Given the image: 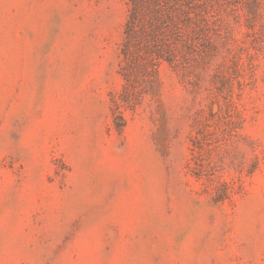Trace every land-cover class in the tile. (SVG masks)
I'll return each mask as SVG.
<instances>
[{
  "label": "rangeland",
  "instance_id": "374dc122",
  "mask_svg": "<svg viewBox=\"0 0 264 264\" xmlns=\"http://www.w3.org/2000/svg\"><path fill=\"white\" fill-rule=\"evenodd\" d=\"M198 3L126 79L127 0H0V264H264V0Z\"/></svg>",
  "mask_w": 264,
  "mask_h": 264
},
{
  "label": "trees",
  "instance_id": "16d2710c",
  "mask_svg": "<svg viewBox=\"0 0 264 264\" xmlns=\"http://www.w3.org/2000/svg\"><path fill=\"white\" fill-rule=\"evenodd\" d=\"M127 7L120 44L121 59L125 62L120 65V72L126 79L129 63L139 62V58L146 59L153 72L162 59L173 63L174 54L167 41L172 33L180 32L190 39L197 32L198 0H127ZM139 42L143 43L141 48ZM186 45L189 47L190 42ZM137 50L143 52L139 54Z\"/></svg>",
  "mask_w": 264,
  "mask_h": 264
}]
</instances>
